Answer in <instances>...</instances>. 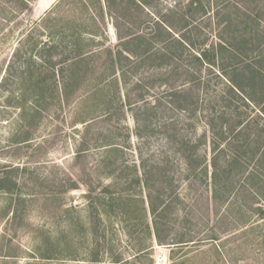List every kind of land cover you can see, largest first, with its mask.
Instances as JSON below:
<instances>
[{
	"label": "rangeland",
	"instance_id": "374dc122",
	"mask_svg": "<svg viewBox=\"0 0 264 264\" xmlns=\"http://www.w3.org/2000/svg\"><path fill=\"white\" fill-rule=\"evenodd\" d=\"M21 1L0 0V179L5 180L7 189H11L8 193H5L6 190L0 191V264H25L26 260L22 257L32 251L42 237H52L58 231L68 230L70 225L74 231L84 227L90 231L86 211L93 213L96 210L95 200L90 204V199L102 195L105 187L108 188L103 193L105 197L120 196L123 199L119 203L120 209L137 218L123 221L120 215H115L111 236L108 225H99L101 240L105 235L107 241L112 238L113 243L108 242L107 248L123 259H133L136 254H142L137 251L145 248L142 252L148 258H142L143 264H264V218L255 211L259 204L253 199V194L249 190L245 195L239 192L237 200L226 205H214L209 181L204 178L189 181L186 161L173 152L178 145L168 138L172 132L167 126L175 122L181 132H187L194 142L202 132L196 120L197 114L193 116L191 111L169 112L159 105L153 116L151 109L146 108L156 106L157 100L166 101L168 84L159 81L150 83L154 78L164 77V70L154 66L156 69L146 70L142 67L135 71L133 65L122 60L121 67L127 73L125 81L117 68L115 75L102 84L112 82L114 77L120 78L117 80L120 87L115 96L118 99L111 100V97L104 112L101 106H93L89 118L86 116L89 107L84 105L90 104L87 98L92 92L89 90L97 84L96 78L108 64L102 57L83 69L77 82L79 87L72 88V92L60 104H56V93L51 92L54 88L51 80L45 82L49 90L44 93L46 100L40 104L32 101L30 104L27 102L29 98L20 96L19 68L18 73L14 71L11 76L9 68L16 60L14 52L20 43L26 40L29 32H36L32 29L34 23L37 25L43 21L45 28V25H51L49 19L53 17L82 21L83 27L96 35L84 34L86 55L103 53L108 49L115 52L121 45L116 39L110 14L105 11L102 14L98 9L99 5L105 7L104 0H51L49 5L43 7L41 2L45 0H28L27 8L22 6ZM130 1L113 0V5L123 10L134 5ZM144 1L148 4L146 11L150 13L148 29L131 26L135 31L143 32L145 39L153 41L154 51L160 50L164 43H159L154 36L155 22L174 6L179 11L173 12L188 15L187 4L190 0H181L179 4V0ZM209 1L211 5L206 6V12L213 16L219 4L214 0ZM230 1L231 7L227 11L238 15L240 21L247 18L243 13L256 12L255 4L261 8V12L264 11V2ZM167 14L170 15L168 11ZM91 15H96L101 22L100 29L90 26L87 19ZM129 17L136 21L141 14L132 12ZM180 34L183 35L184 31L177 35L180 37ZM171 35L176 36L174 33ZM202 39L201 32L192 31L191 41L200 43ZM46 40L47 37L43 38V41ZM91 40L93 43H88ZM92 66L98 69L91 71ZM261 67L264 75V61ZM44 68L48 70L50 66L47 64ZM48 71L52 72L51 69ZM139 81L145 87L140 91L144 93L142 100L145 102L136 98L139 90L132 89ZM178 81L176 87L180 83ZM59 85L57 80L55 87ZM97 99H93L95 105L98 104ZM258 109L252 110L251 117L258 115ZM33 112L36 113L31 115ZM80 115L86 117L84 124L78 122ZM191 124L192 127L188 126ZM259 127H263L261 121ZM110 142L115 143L118 152L103 162L105 148H100V145ZM203 151L205 145H199L198 155H203ZM206 152L208 161L211 153ZM163 170L166 174L159 173ZM157 173L162 175V179ZM234 177L241 178L235 174ZM138 180L141 182L138 183ZM73 182L77 187L72 190ZM14 183L16 188L11 185ZM150 187L153 197L159 192L161 198L158 201H164L155 214L156 221L159 217L161 234L164 237L173 233L179 235L182 230L191 240L181 250L158 245L154 235L149 240L146 232L143 233L146 224L152 234L154 216L147 208ZM87 195L90 198H86ZM142 201L146 211L144 219H141ZM250 206L255 208L251 210ZM162 209L166 211L161 213ZM212 235L216 241H210ZM87 242L88 239L86 245ZM213 247H216L218 254ZM170 250L175 254L173 260L168 258ZM8 255L13 257H5ZM104 260L108 261L107 258Z\"/></svg>",
	"mask_w": 264,
	"mask_h": 264
},
{
	"label": "trees",
	"instance_id": "16d2710c",
	"mask_svg": "<svg viewBox=\"0 0 264 264\" xmlns=\"http://www.w3.org/2000/svg\"><path fill=\"white\" fill-rule=\"evenodd\" d=\"M247 1L258 4L264 2V0ZM104 2L105 7L99 5L98 9L102 14L104 11L110 14L116 39L121 44L118 49L115 52L108 49L103 53L94 52L86 55L84 34L94 37L96 35L94 32L87 31L86 27H83V22L76 21V19L53 17L49 19L51 25H45V28L42 26L43 21H39L37 25L34 23L35 26L32 29L36 32H29L26 40L20 43L14 52L16 60L9 68L10 76L11 73L14 74V71L17 72L18 68L20 70H18L21 83L20 96L23 99L29 98L27 102L30 104L31 101L34 104H40L41 101L46 100L43 98L44 93H48L49 90V87L48 90L46 89L45 82L51 80L54 86L51 92L56 93V104H60L67 98L68 93L72 92V88L79 87L77 82L83 69H86L93 60L97 62L102 57L108 64L96 78L97 84L89 90L92 92L87 98L90 104L84 105L89 107L86 111V116L89 118V114L94 110L93 106H101L104 112L110 104L107 102L111 97V100L118 99L115 96L120 87L117 81L120 78L114 77L112 82H107L104 86L102 84L115 75L117 68L125 81L127 73L121 67L122 60L133 65L135 71L142 67L146 70L160 68L164 70V77L154 78L150 83L159 81L162 84H168L166 101L157 100L155 101L156 106L146 108L151 109L153 116L156 115L159 105H163V109L169 112L191 111L193 116L197 114V123L201 125L202 132L194 142L188 137L187 132H181L175 122L167 126L172 132L168 138L178 145L173 152L180 154L181 158L186 161L187 179L191 181L204 178L209 181L214 205L229 204L237 200L239 192L245 195L249 190V193L253 194V199L257 200L256 204H259L255 211H258L264 218V205H262L264 204V183L262 184V177H264V75L261 67L264 61V11L261 12V8L255 4L256 10L254 11L256 12L254 14L243 13L247 18L240 21L238 15L234 16L233 13L227 11L231 7L230 0H214L219 5L213 16L207 15L206 12V6L211 5L209 0H190L187 4L188 11H190L188 15L173 12L179 11L174 6L166 10V14L168 11L170 15L163 14L161 19L155 22L154 36L159 43H164V45L160 50L154 51L153 41L145 39L146 35L143 32L135 31L131 26L137 25L148 29L150 13L146 11L147 2L131 0L130 2L134 5H129L123 10H118L113 5V0H104ZM180 2L181 0L177 1V4ZM21 4L27 8L28 0L21 1ZM51 12L52 10L49 13ZM132 12L141 14V17L136 18V21L135 18L131 19L129 14ZM207 17L210 18L205 19ZM87 20L91 27H96L97 30L101 28L96 15H91ZM173 22L177 24V27ZM126 25L128 27H125ZM182 30L184 34H180L179 37L177 34ZM191 30L201 32L203 39L200 43L190 40ZM173 33L175 37L171 35ZM212 33H214L213 37ZM45 37L47 40L43 41ZM214 38L216 41H213ZM92 40L88 43H93ZM47 64L50 66L51 73L49 69L44 68ZM56 68H58L57 71H55ZM97 69L96 66L91 67V71ZM57 80L60 85L55 87ZM177 81L180 83L176 87ZM142 84L139 81L132 86V89L139 90L138 92L143 91L145 87ZM143 96L144 93L140 92L136 98L144 101ZM95 97L98 98L97 105L94 104ZM128 105H131L130 101ZM257 108H259L258 115L251 117L252 110ZM260 121L263 123L261 128L259 127ZM78 122L84 124L86 117L80 115ZM192 125L188 126L192 127ZM199 145H205L203 155H198ZM115 146V143L111 142L100 145V148H105L103 162L118 152ZM206 150L211 153L208 161ZM159 173L166 174L165 170ZM234 174L241 178L235 179ZM157 175L162 179V175L158 173ZM250 181L253 183L249 184ZM71 184L70 188L76 189V183ZM11 185L16 188L15 183ZM4 190L8 193L11 189H7L5 180L0 179V191ZM107 190L108 188L105 187L102 195L90 199V204L92 200H95L94 207L96 208L93 213L86 211L85 217L90 222V231L85 227L74 231L70 225L68 230L58 231L52 237H42L36 247L22 257L26 260L25 264H134L135 262L143 264L142 258L144 260L148 258L142 252L145 248L137 251L142 254H136L133 259H123L119 254L112 253V249L107 248L108 242L113 243L112 238L107 241L106 235L102 240L99 236V225L101 224L108 225L111 231L110 236L112 235L111 228L115 215H120L123 221L137 220L120 209L119 203L123 201L120 196L118 198L112 195L105 197L103 193ZM152 194L150 187L147 208L154 216L152 234L146 224L143 233L146 232L149 240L150 236L154 235L153 238L158 245H169L172 246L170 248L181 250L191 240L186 238L187 233L182 230L179 235L173 233L164 237L161 234L159 217L156 221L157 215L155 214L158 208L163 206L164 201H161L162 199L158 201L161 198L159 192L155 197ZM86 198H90L89 195ZM141 206L143 211L140 215L141 219H144L146 217L144 201ZM249 208L252 210L255 207L250 206ZM165 211L166 209H162L160 212ZM87 239L88 244L86 245ZM210 241H216L213 235ZM213 250L218 254L216 247H213ZM172 251L170 250L168 257L170 260H173L175 255ZM106 258L108 261L104 260Z\"/></svg>",
	"mask_w": 264,
	"mask_h": 264
},
{
	"label": "bare ground",
	"instance_id": "6f19581e",
	"mask_svg": "<svg viewBox=\"0 0 264 264\" xmlns=\"http://www.w3.org/2000/svg\"><path fill=\"white\" fill-rule=\"evenodd\" d=\"M50 1H51V0H45V1H42V2H41V3H42L41 6L43 7V6L49 5Z\"/></svg>",
	"mask_w": 264,
	"mask_h": 264
}]
</instances>
